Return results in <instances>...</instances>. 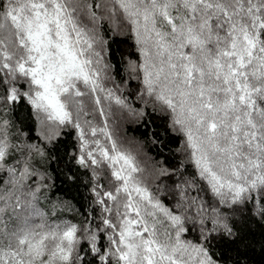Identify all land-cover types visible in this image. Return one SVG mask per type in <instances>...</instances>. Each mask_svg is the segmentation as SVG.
Listing matches in <instances>:
<instances>
[{
  "label": "snow or ice",
  "instance_id": "1",
  "mask_svg": "<svg viewBox=\"0 0 264 264\" xmlns=\"http://www.w3.org/2000/svg\"><path fill=\"white\" fill-rule=\"evenodd\" d=\"M257 246L264 0H0V264H256Z\"/></svg>",
  "mask_w": 264,
  "mask_h": 264
},
{
  "label": "trees",
  "instance_id": "2",
  "mask_svg": "<svg viewBox=\"0 0 264 264\" xmlns=\"http://www.w3.org/2000/svg\"><path fill=\"white\" fill-rule=\"evenodd\" d=\"M157 123H161V122L157 121ZM151 130L152 131H162V128H157L156 125L154 124V125H152ZM122 131H123L124 136H126L129 141L134 140L135 142L143 144L144 153L146 154V156L148 158L144 159L142 162L146 166H150L151 165V157H155L157 155L158 150L154 145H151L148 137L144 135L146 130L143 127H140L139 124L133 123L132 121L128 120V121L123 123ZM173 147H174V145H173ZM81 191H84V190L81 189ZM56 217L58 218L57 221H59L61 219H63V220L73 219V216L71 213H59L58 212ZM76 219H79V218H76ZM254 255H255L256 264H264V258H262L258 246H257V250H256Z\"/></svg>",
  "mask_w": 264,
  "mask_h": 264
},
{
  "label": "rangeland",
  "instance_id": "3",
  "mask_svg": "<svg viewBox=\"0 0 264 264\" xmlns=\"http://www.w3.org/2000/svg\"><path fill=\"white\" fill-rule=\"evenodd\" d=\"M130 121H131V120H130ZM52 219H53V220H58V218H57V217H53Z\"/></svg>",
  "mask_w": 264,
  "mask_h": 264
}]
</instances>
